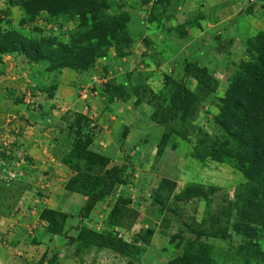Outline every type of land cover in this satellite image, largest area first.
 <instances>
[{
	"label": "rangeland",
	"instance_id": "obj_1",
	"mask_svg": "<svg viewBox=\"0 0 264 264\" xmlns=\"http://www.w3.org/2000/svg\"><path fill=\"white\" fill-rule=\"evenodd\" d=\"M26 1L0 0L2 32L54 38L76 54L94 44L90 19L40 11L30 21ZM105 3L117 28L86 68L50 70L21 52L2 55L0 264H128L136 246L134 264L189 252L216 264H264V237L238 233L237 213L226 237H197L220 231L222 210L247 182L232 165L197 157L229 138L216 120L234 77L263 52L264 0ZM179 87L192 97L185 120L170 113ZM107 173L119 179L111 189L102 184ZM95 233L115 248L136 245L98 249Z\"/></svg>",
	"mask_w": 264,
	"mask_h": 264
},
{
	"label": "trees",
	"instance_id": "obj_2",
	"mask_svg": "<svg viewBox=\"0 0 264 264\" xmlns=\"http://www.w3.org/2000/svg\"><path fill=\"white\" fill-rule=\"evenodd\" d=\"M106 5L105 0L26 1L24 9L31 15L30 21H34L33 19L40 11H45L53 16L67 13L71 16H79L84 20L90 19L92 27L86 32V40L88 39L94 44L87 45L80 53L76 54L71 46L63 43L56 45L54 38L40 42L27 41L18 32H2L0 29V63L4 53L21 52L33 61H47L50 70L64 67L86 68L95 61L96 56L102 53L103 43L106 41L109 31L115 33V28H117L113 20L106 21ZM73 45L76 44L73 42ZM246 65L244 71L238 72L232 80L224 100L223 112L216 120L229 135V138L224 142L215 140L214 146L218 145L214 149L209 148L204 155L197 158L202 161L205 157H210L216 162L230 164L246 176L247 182L244 184L242 192L237 195L235 203L228 205L224 211L222 210L223 220H217L220 231L216 234L200 231L197 233L199 239L218 234H221L223 238L226 237L227 231L224 227L229 224L230 217L234 213H237L239 218L234 224L238 233L247 238H256L259 235L264 237V136L260 130V122L264 121V46L257 61L248 62ZM192 69L194 66L190 65L186 70L190 73ZM191 99L190 90L179 87L176 94L171 97L173 106L170 113L185 120L190 114L186 107L192 101ZM166 120L167 117L160 119V122L163 123ZM230 137L238 143L235 151L229 148L232 142ZM118 181L116 175L107 173L102 184L111 189ZM106 194V191H102L99 196H94V201L100 200ZM54 213L55 211L52 209L47 210L48 219L52 225H56ZM94 235L100 236L96 233ZM133 244L123 242L122 245L115 248L113 240L101 238L100 241L95 242L94 246L98 249L122 252L128 247L136 245ZM136 247V250L135 248L131 249L133 251L130 252L128 264L136 262L139 246ZM51 262L54 264L56 261L51 260ZM167 264H216V262L212 258L201 256L199 252L194 254L189 252Z\"/></svg>",
	"mask_w": 264,
	"mask_h": 264
},
{
	"label": "built area",
	"instance_id": "obj_3",
	"mask_svg": "<svg viewBox=\"0 0 264 264\" xmlns=\"http://www.w3.org/2000/svg\"><path fill=\"white\" fill-rule=\"evenodd\" d=\"M7 178H8V180H14L15 176L12 175L11 173H8Z\"/></svg>",
	"mask_w": 264,
	"mask_h": 264
}]
</instances>
